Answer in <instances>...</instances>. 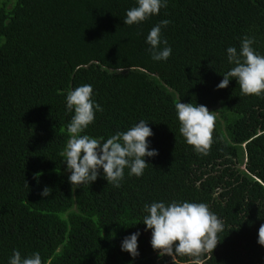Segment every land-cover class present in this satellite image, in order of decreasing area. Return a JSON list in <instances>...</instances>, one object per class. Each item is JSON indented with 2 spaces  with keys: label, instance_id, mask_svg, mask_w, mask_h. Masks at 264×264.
Returning a JSON list of instances; mask_svg holds the SVG:
<instances>
[{
  "label": "trees",
  "instance_id": "obj_1",
  "mask_svg": "<svg viewBox=\"0 0 264 264\" xmlns=\"http://www.w3.org/2000/svg\"><path fill=\"white\" fill-rule=\"evenodd\" d=\"M137 6L0 0V264L14 251L38 252L43 264H173L143 224L145 205L173 201L204 203L223 222L206 264H264V94L242 96L235 79L217 87L234 67L227 49L239 53L245 36L264 56V0H167L159 15L125 25ZM163 20L171 23L160 48L172 53L154 61L146 38ZM85 84L103 111L82 135L106 141L141 120L152 130L149 151L158 155L145 158L140 177L125 168L120 187L100 169L95 182L73 188L60 155L74 115L67 94ZM178 102L217 112L207 156L181 135ZM135 233L134 259L122 242Z\"/></svg>",
  "mask_w": 264,
  "mask_h": 264
},
{
  "label": "clouds",
  "instance_id": "obj_2",
  "mask_svg": "<svg viewBox=\"0 0 264 264\" xmlns=\"http://www.w3.org/2000/svg\"><path fill=\"white\" fill-rule=\"evenodd\" d=\"M137 7L126 13L124 23L127 26L139 25L153 15H159L161 8L167 7V0H137ZM171 21L163 20L154 26L147 35L154 61H167L171 56V47L160 48L161 29ZM163 43L167 45V41ZM254 38L245 36L241 41L239 53L235 47L227 49L228 62L234 67L223 75L218 89H226L231 80L238 82L242 96H260L264 94V56L255 52L252 45ZM136 66L130 71H137ZM121 72L124 69H120ZM93 89L90 85H82L70 90L66 97L67 110L74 115L67 125L69 139L66 148L60 153L65 158L67 169L71 173L69 181L73 188L93 183L103 169L108 184L120 187L125 168L129 175L140 177L149 165L146 157L158 155L156 150L149 151L148 138L153 135L148 123L141 120L125 132H118L103 141L82 133L95 120L96 111H103L99 104L92 100ZM179 131L187 144L199 155L207 156L213 143L216 113L210 112L206 106L175 104ZM103 141V142H101ZM52 189L45 188L43 197H49ZM148 213L143 219L147 230L151 231V246L161 258L169 256L173 264L178 257H188L187 264H206L220 243L218 233L224 230L223 222L212 213L204 203L153 202L145 205ZM140 233L126 237L122 242V251L129 253L134 259L139 256L138 238ZM258 243L264 246V224L258 232ZM9 264H43L41 255L36 252L22 258L19 251H14Z\"/></svg>",
  "mask_w": 264,
  "mask_h": 264
}]
</instances>
